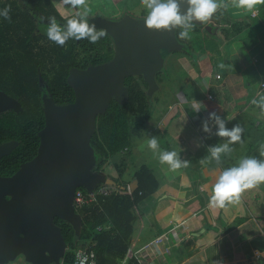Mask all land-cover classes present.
Returning a JSON list of instances; mask_svg holds the SVG:
<instances>
[{
  "label": "trees",
  "instance_id": "obj_1",
  "mask_svg": "<svg viewBox=\"0 0 264 264\" xmlns=\"http://www.w3.org/2000/svg\"><path fill=\"white\" fill-rule=\"evenodd\" d=\"M9 5L11 21L0 16V90L17 98L23 111L20 113L7 111L0 114V144L8 141L18 142L11 154L0 159V175L3 176L13 174L20 163L32 160L37 155L40 146L39 132L45 126L42 97L46 92L43 88L45 84L56 104H70L75 99L74 90L67 80L71 67L86 68L89 65L108 62L113 56V44L107 35L95 44L87 39L79 41L69 39L64 46H59L49 40L47 34H42L39 24L47 25L49 17H55L57 22L63 25L69 19L60 15L57 0H0V10ZM250 13L246 15L252 17ZM261 14L259 10V16ZM259 16L253 19L258 21ZM203 24L207 25V22ZM250 26L247 27V31ZM259 26L263 27L260 23ZM201 28L196 25L190 32V40L178 39L181 29H176V38L183 47L172 53L163 51L165 66L170 57L175 60L173 63L168 62V73H163L164 67L156 74L157 80L159 77L165 80L164 76L169 77L168 74H171L169 72L182 69L184 79L189 75L188 70L194 71L196 81L202 80L203 84L201 85L203 89L196 92L199 99L204 98L203 92L212 73L211 66L215 68L217 63L216 69L219 74L221 72L227 74L224 70L226 68L220 67L221 64L226 67L227 61L224 58L216 55V60L213 61L205 53L214 49L209 45L212 40L209 36H213V29H210L211 33L205 32L207 40L203 39L202 42ZM238 35L239 38L242 32ZM42 40H49L51 44L48 45L47 42L42 44ZM216 49L217 47L212 51L217 53ZM197 50L205 54L203 56L205 59L195 62L193 53ZM81 54L84 55L83 58H80ZM84 60L88 61L83 63ZM125 85L129 89L126 102L119 105L113 98L111 99L107 111L97 117L96 132L91 141L96 156L93 169L104 173L107 171L105 166L114 165L119 170L117 179L109 174L108 176L117 181V186L100 185L98 188L105 186L111 189L108 196L102 195L97 202L76 208L82 217L79 236L72 225L55 218L67 243L63 264H72L75 261V253L80 248L94 250L96 264H122L130 247L135 224L137 220L144 218L138 204L151 197L163 196L164 181L146 164L135 169L128 180L123 179L120 167L124 165L125 157L131 154L136 139L141 138L140 126L132 118L140 116L149 119L152 100V96L147 92L148 84L141 75L127 77ZM133 178L137 180V187L129 194L127 189ZM78 189L82 190L84 195L89 194L82 186ZM124 264L137 263L133 258H129Z\"/></svg>",
  "mask_w": 264,
  "mask_h": 264
},
{
  "label": "water",
  "instance_id": "obj_2",
  "mask_svg": "<svg viewBox=\"0 0 264 264\" xmlns=\"http://www.w3.org/2000/svg\"><path fill=\"white\" fill-rule=\"evenodd\" d=\"M182 4V11H186ZM103 28L113 44L108 62L86 68L73 67L68 83L74 90V102L58 105L43 95L45 126L39 132L37 155L11 175H0V263L18 257L29 264H60L67 243L55 218L68 222L79 236L82 217L75 206L79 187L93 192L100 185L117 186L107 174L94 170L96 156L91 145L97 117L104 114L113 98L122 105L128 98L125 79L141 75L148 94L159 89L156 74L165 66L163 51L182 49L173 29H148L144 19L123 16L119 20L90 19ZM202 26V22H195ZM210 31V26H205ZM23 111L17 98L0 90V114ZM18 142L0 144V159L8 156ZM137 187L133 178L128 188Z\"/></svg>",
  "mask_w": 264,
  "mask_h": 264
},
{
  "label": "crops",
  "instance_id": "obj_3",
  "mask_svg": "<svg viewBox=\"0 0 264 264\" xmlns=\"http://www.w3.org/2000/svg\"><path fill=\"white\" fill-rule=\"evenodd\" d=\"M255 11H259L257 6ZM243 12L245 11H234L241 17L246 16ZM254 16L250 18H256ZM249 25L251 24L247 23L242 28L235 29L237 33L234 35L239 36L238 33H243ZM256 37L263 42L264 29L257 33ZM248 50L250 53L254 52L251 60L261 53L253 49ZM224 59L228 68L233 58L228 56ZM237 64L234 56V71L232 67L230 70L228 68L229 72L225 75L241 73L244 77L240 79L239 85L225 81L210 88L208 84L203 92V99L197 98L196 92L186 95L180 100L183 105L175 103L165 117L166 124L178 106L188 108L190 105L192 109L193 104L200 102L201 109L198 112L193 111L202 130L199 132V140L211 135L205 133L202 127V118L208 119L210 112H216L226 119L227 128L231 129L240 123L245 130L242 134L243 142L232 147L231 159L222 155L221 162L217 164L211 159L209 152L203 154L201 151L197 154V160L187 168L176 172L171 171L169 167L163 168V196L151 197L147 199L146 204L138 206L144 218L137 220L130 242V247L135 250L163 236L162 243L155 247L156 252L146 250L150 255L147 264H264V183L244 190L237 201L226 203L224 207L210 204L212 187L221 171L232 165L237 166L239 160L244 157L255 156L257 159H264L259 154V146L264 144V115L251 103L253 98L264 94V70L247 74L241 67H237ZM190 73L193 74L194 71ZM248 75H252L251 84ZM195 76L194 73L193 77ZM256 76H259L258 79ZM233 86L234 91L231 92ZM209 94L211 98L208 97ZM242 94L244 95L241 96ZM203 112L207 115L202 114ZM229 116L234 119L227 120ZM172 123L170 121L167 125L171 126ZM209 124L214 134L216 125L211 120ZM159 126L161 130L163 123ZM155 128L154 134L159 132L157 127ZM202 158L205 162L198 163ZM124 263L125 261L122 262Z\"/></svg>",
  "mask_w": 264,
  "mask_h": 264
},
{
  "label": "rangeland",
  "instance_id": "obj_4",
  "mask_svg": "<svg viewBox=\"0 0 264 264\" xmlns=\"http://www.w3.org/2000/svg\"><path fill=\"white\" fill-rule=\"evenodd\" d=\"M57 2V7L60 15L64 18H71L72 10H70L68 6H65L63 4V0H57ZM87 5L91 9L89 17L90 19L94 17H102L111 20L120 19L123 16H129L133 19L145 20L147 16V9H145L144 6L141 4V0H87ZM257 6L262 13L261 16H259L258 21L248 17V15L244 17L238 16L234 13V11L244 9L232 7L231 5L228 7L227 10H219L209 21H207V25H212V27L210 26V28L213 29V36H209V38H212V40H210L209 42V45L210 47H214V49L215 47H217V53L212 51L214 49L205 52L208 57L212 58L214 61L216 60V55H220L221 58H227L228 56H230V58H233V60L231 61V64L228 66V68L230 70L232 67V71H234V56L235 59H237L238 61L237 67H241L243 71L247 74L256 70L260 72L264 70V49L262 50V48L264 47V41L260 42L259 39L256 37V34L261 33L264 29L259 26V23L264 26V5ZM244 11L245 12H243L242 14L249 13L246 10ZM221 14L222 16L220 17ZM247 23L251 24L248 31L244 28L247 32L244 31L239 38L237 35H234L235 33H237V30L235 29L242 28V26ZM59 24L61 26H64L63 23ZM48 26L49 24L39 25V29L42 34H47ZM205 32L211 33V30L206 31V29H200V34L202 35V42L203 39L207 40V37H205ZM46 42L48 43V45L51 44L49 40L41 41L42 44H46ZM248 49H253V51L257 52L261 51V53L260 55H257L254 60H251V56L254 55V52L250 53ZM193 55V61L195 62L199 59H205L203 57L205 56V54L202 53L201 50L195 51ZM170 58L171 59L168 62L172 61L171 63H173V60H175V58ZM168 62L166 66H164V74L168 73ZM211 67L212 74L210 75V78L207 81V84H209L210 88H214L216 85L224 83L225 81L229 83L234 82L235 84L239 85L240 79L244 77L241 75V73L235 75L230 74L229 76L224 75V73L221 72V78L217 79L215 75L218 72L216 69L217 63H215V68H213V66ZM223 68L226 67L224 66ZM228 68L224 69L227 73L229 72ZM182 71L183 70L180 69L178 71L176 70L174 72H169L171 74H168L169 77L164 76L166 77L165 80L159 77V89L154 94L150 95L152 96V100L150 102L151 117L149 119L142 118L140 116H135L134 118H132V120L138 122L140 126L139 129L141 138L136 139L135 146L132 148L131 154L125 157L124 165L120 167V169H122L123 171V179L128 180L129 177L135 171V169H137L142 164H146L155 170L157 176L160 179L165 181L164 175H162L163 168L169 166L167 164H161L158 158L153 155L152 150L147 147L146 141L150 138L149 135L151 134H153V136L158 137L161 150L171 151L182 149V151L180 152V156L182 159H187L191 161L189 166H191L197 160V154H199L201 151L203 154H205L206 151L208 152L209 146L226 142L227 138H222L216 136L215 134H211L208 137L199 140V132L202 131L201 126L200 123L195 120V115L193 113V110L190 109V105L188 106V108H182L181 106H178L175 109V112L168 118L167 123L165 124V117L167 113L171 111V107L175 103H180V105H183L180 100L185 98L183 97L184 95L186 96L187 93V95H190L203 89L201 86L203 85L201 83L202 80L196 81V76L193 77L194 73H190V71L192 70H188L189 75L184 79H182ZM248 77L251 80V84L253 82L252 75H248ZM258 77L259 76H256V79H258ZM233 91L234 86L233 89H231V92ZM235 93L238 92L235 91ZM243 95L244 94H242L241 96ZM202 114L207 115L205 112H203ZM205 118L206 117L202 119L206 120ZM170 121L173 122L171 126L167 125ZM160 123H163L161 130H159ZM155 127H157V132L159 131L156 134H154L156 132ZM231 147H233V145H231ZM231 154L232 152L228 155L223 156L227 159H231ZM105 167L107 171L104 173L107 175L109 174L110 176L115 177L117 179L119 170L116 169L114 165H107ZM146 203L147 201L145 202V204ZM0 264L28 263L25 262L22 257H18L17 259H14L7 263Z\"/></svg>",
  "mask_w": 264,
  "mask_h": 264
},
{
  "label": "clouds",
  "instance_id": "obj_5",
  "mask_svg": "<svg viewBox=\"0 0 264 264\" xmlns=\"http://www.w3.org/2000/svg\"><path fill=\"white\" fill-rule=\"evenodd\" d=\"M63 4L72 10L71 18L67 19L64 26H61L55 17H49L47 28L49 40L59 46H64L69 39L77 41L87 39L90 43L95 44L107 35L105 29H97L94 23H90L91 9L87 5V0H63ZM141 4L147 9L144 22L148 29L171 32L173 29L180 28L181 31H179L177 38L190 40V32L196 27L195 22H207L219 10H227L230 5L251 12L252 15H255L254 17H257L259 11H255L256 6L264 5V0H141ZM182 4H186V11L181 10ZM10 12L11 6L9 5L0 10V16L10 22ZM220 67L223 68L224 65L221 64ZM251 103L260 109L261 115H264V94H260L258 98H253ZM200 104V102L193 104L192 110L198 112L201 109ZM232 119L234 117H227V120ZM209 120L216 125L214 134L227 138L224 143L208 147L211 159L219 164L222 155H228L233 151L231 145L243 142L242 134L245 129L240 123L229 129L226 127V119L221 118L216 112H210L208 119L204 120L202 125L205 133L213 134ZM146 144L159 162L167 164L171 171L187 168L191 163L190 160L181 158L182 149L161 150L157 136H150ZM259 154L264 157V144H260ZM199 162L204 163L205 161L202 158ZM261 183H264V159H257L255 156L244 157L239 160L237 166L228 167L219 173L212 187L210 204L224 207L226 203L237 201L244 190L257 187ZM127 192L130 194L129 188ZM126 260L128 259L125 258L124 261ZM62 263L63 261L60 264Z\"/></svg>",
  "mask_w": 264,
  "mask_h": 264
},
{
  "label": "built area",
  "instance_id": "obj_6",
  "mask_svg": "<svg viewBox=\"0 0 264 264\" xmlns=\"http://www.w3.org/2000/svg\"><path fill=\"white\" fill-rule=\"evenodd\" d=\"M216 78L220 79L221 78L220 74H216ZM262 87L264 88V84L262 85ZM208 97L211 98V95H208ZM110 192L111 189L105 186L102 188H96L93 192H89L88 195H84L82 190L77 189L75 194V206L77 208L89 203L97 202L100 196L102 195L108 196ZM166 239L168 238L166 237ZM162 240H163V236L157 238L155 241L151 242L150 244L135 250L134 247H129V250L126 253L125 258L126 259L133 258L134 260H136L137 264H147L150 255L149 252H147L146 250L150 249L151 251L153 250L155 251V247L160 242H162ZM176 240L178 241L179 238H177ZM96 263H97L96 254L94 250H91L89 248H80L76 251L75 261L72 264H96Z\"/></svg>",
  "mask_w": 264,
  "mask_h": 264
},
{
  "label": "flooded vegetation",
  "instance_id": "obj_7",
  "mask_svg": "<svg viewBox=\"0 0 264 264\" xmlns=\"http://www.w3.org/2000/svg\"><path fill=\"white\" fill-rule=\"evenodd\" d=\"M89 19H90V18H89ZM111 20H115V21H116V20H119V19H111ZM39 25H41V24H39ZM205 26H207V25H204V24H203V25L201 26L202 29H206ZM111 42H112V41H111ZM74 54H76V52H75ZM79 56H80V58H83L84 55L81 54V55H79ZM87 56H88V55H86V58H87ZM84 61H85V60H84ZM84 61H83V63H86L88 60H86L85 62H84ZM89 66H90V65H89ZM71 68H73V67H71ZM77 68H80V67H77ZM81 69H83V68H81ZM42 82H43V81H42ZM43 88H45V91H46V92L43 93V95H44V94H47V95H49V96L52 97L51 92H48V90H47V85H46V84H45V86H44ZM42 97H43V96H42Z\"/></svg>",
  "mask_w": 264,
  "mask_h": 264
}]
</instances>
